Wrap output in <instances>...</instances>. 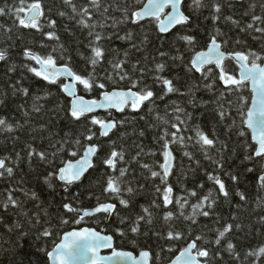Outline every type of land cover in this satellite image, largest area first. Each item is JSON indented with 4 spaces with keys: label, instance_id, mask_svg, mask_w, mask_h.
<instances>
[{
    "label": "trees",
    "instance_id": "1",
    "mask_svg": "<svg viewBox=\"0 0 264 264\" xmlns=\"http://www.w3.org/2000/svg\"><path fill=\"white\" fill-rule=\"evenodd\" d=\"M146 1L137 3L136 0H101L103 6L109 7V25L113 19L119 20L122 17V12L118 9L130 7L139 10ZM213 2L221 5L220 19L215 23L211 18ZM74 3L80 6L86 4L87 0H74ZM204 3L208 7L196 10L189 7L192 0H185L184 11L190 20L168 35L159 33L151 20L139 24L117 23L114 28L104 29L111 35L110 40L102 42L109 51L101 64L97 65L95 72L101 78L98 82L105 83L106 88H93L88 92L78 85L80 95L88 99H99L102 91L127 89L130 86L127 80L103 79L106 74L112 73L110 62L117 58L127 60L124 69L134 79L140 77L139 70L143 69V83L149 85L157 97L163 89L154 80V75L173 80L175 87L184 95L174 93L163 100L156 99L153 113H149L150 105L145 103L138 112L126 109L120 114L113 111L89 114L101 119H115L118 123L110 136L104 139L98 136V126H92L97 136L91 142L83 141L80 135L85 130L88 117L74 121L68 114L71 98L60 88L65 79H60L57 84H48L24 67L25 64L37 68L39 66L23 56L26 48L43 56L52 54L57 65L69 64L74 71L87 76L93 71L85 59L90 55L87 29H82L76 19L71 18V9L63 0H41L44 10V27L41 32L16 28L13 26L14 16H0V49L8 51V59L0 61V118H5L14 125H21L12 133L0 132V159H5L6 166L13 168L11 177L6 173L0 177V264H49L48 253L58 244L63 234L83 226L98 230L105 228L106 233L115 238L118 249L135 253L151 251L153 264H169L198 235L203 237L197 241L198 247L206 248L210 253L209 264H264V257L244 259L248 251L264 246V206H257L258 199L264 197V189L258 184V176L264 169V157L253 156L256 145L238 113V109L246 113L251 105L252 92L249 83L246 82V86L240 91H226L221 99L220 89L223 85L218 80L219 70L215 65L207 66L213 69V76L216 77L211 91L205 85L212 83V80H203L199 73L190 70L192 56L195 52L206 49L216 29L220 30L217 39L226 53L256 52L264 58V34L253 30L241 31V28H246L252 22L253 15L264 16V0H204ZM14 6H20V0H0V7H5L6 10ZM60 12L65 15L61 16ZM229 16L238 21L239 26L225 19ZM94 19H100L99 15H94ZM48 20L56 22L54 28L47 26ZM6 29L12 30L9 32ZM49 31H54L59 36V41L48 40L44 33ZM129 32L132 33V39L119 38ZM183 35L194 38L191 48L179 39ZM59 45L63 46L62 49ZM54 47L57 48L56 52H52ZM161 52L165 55L161 56ZM173 57L181 58L174 60ZM157 63L165 64L162 73H155ZM225 64L227 71L238 78L239 68L235 62L229 59ZM13 65L15 68L10 71ZM133 65L136 66L135 71ZM19 88H27L29 95L25 97L14 91ZM37 96L42 97L35 101L42 105L39 112L32 110L34 98ZM241 97L244 98L243 102ZM173 102L191 114L182 134L185 137H194V129L198 127L216 141L210 154L214 159L222 161V167H217L205 159L194 140L187 141V147L171 145L176 162L167 183L173 189V203L164 207L162 193L156 192L157 186L163 187L160 179L150 178V174L141 165L155 167L158 162H162L161 142L158 141L161 128L153 127L154 117L157 112L163 114L165 107L171 111ZM220 105L226 111L223 120L217 114ZM25 112L28 113L27 116ZM120 121L124 123L121 124ZM241 131L245 133L244 136L239 135ZM78 136L85 143L99 144L100 148L94 160L95 167L80 182L68 186L65 191L62 182L54 177L46 182V177L62 167V162L79 158L69 155L71 144L66 145L64 151H57L64 140H75ZM113 142L118 150L123 148L126 161L117 163L115 173L103 164V159L110 154ZM29 145L37 152H45L47 159L41 161L36 155L29 158ZM184 151L190 152L193 159L185 157ZM153 152L156 154L152 155ZM249 156L253 158L248 159ZM120 167L128 168L125 179L131 180L132 186L137 189L134 194L124 196L129 200L128 207L120 205L118 199L104 192L108 176L118 175ZM156 170L159 171L158 167ZM208 174L218 176L225 184L229 193L227 198L219 194L218 185L208 180ZM233 176L236 177L235 181ZM191 191H195L197 196L189 198V206L184 210L186 214L191 213L190 205L209 191L215 199L210 210L211 215L198 216L194 224L179 215V206L175 204L176 198L186 197ZM9 192L18 202V206L8 204L5 207ZM238 192L243 193L246 199L242 201L237 195ZM106 202L116 204L113 214L81 218L83 211ZM153 202L159 207H153ZM65 204L71 205L77 211H67ZM144 208L152 213L151 224L147 222L149 217L144 214ZM169 210L174 212V218L165 222L163 216ZM140 216H144V219L139 220ZM225 224H232V230L217 245L214 243L216 230H222ZM134 226L138 227L136 233L131 231ZM170 229L181 232L182 238L167 239ZM46 230L50 235H43ZM228 241L234 244L235 250L240 254L239 261L226 250Z\"/></svg>",
    "mask_w": 264,
    "mask_h": 264
},
{
    "label": "snow or ice",
    "instance_id": "2",
    "mask_svg": "<svg viewBox=\"0 0 264 264\" xmlns=\"http://www.w3.org/2000/svg\"><path fill=\"white\" fill-rule=\"evenodd\" d=\"M137 3H142V0H136ZM63 3L71 9L72 19H76L77 24L82 29H87V35L89 37L88 48L90 55L86 57V62L91 65L93 71L89 72L87 76L81 75L74 71L69 64L58 66L56 58L52 54L43 56L39 53L26 48L23 52V56L26 60L33 61L35 65L39 67L30 66L25 64L27 68L34 76L44 80L48 84H57L61 78L70 80V82L60 84L61 91L68 97H70V106L68 108V114L74 121H81L82 118L88 117L85 122V130L80 134L83 137V141L91 142L94 137L97 136V132L93 130L92 126H98V136L108 137L109 134L117 127V121L110 119H101L98 116L89 114L94 113L97 109H115L117 112H125L126 109H130L133 112H138L148 103L150 105L148 111L153 113L155 111L156 99L163 100L169 94L179 93L184 95L180 90L175 87L173 80L165 78L160 75H154V80L162 87L163 91L159 97L156 96L155 92L149 85L143 83L144 70L141 69L140 77L133 78L125 69L124 65L127 63L126 59H114L112 60L111 67L112 73L106 74L103 79L113 81L119 79L120 81H129V87L120 90L102 91L99 99H85L84 96L78 94V85L82 86L85 91L91 92L93 88H99L104 90L106 88L105 83L98 82L101 78L95 72L97 65L101 64L104 60L107 52L109 51L103 46L104 40H110L111 35L107 34L104 29L108 27H115L117 23H128L139 24L146 19H149L155 23V27L159 33L166 34L177 26L186 25L189 21V17L182 11L183 0H147V3L143 4V7L139 10L131 9L130 7H123L118 10L122 12V17L119 20L113 19L112 24L109 25L107 21L110 17L107 15L109 7L102 5L101 0H87L84 5L77 6L74 0H63ZM189 7H193L196 10L208 7L204 3V0H192V4ZM101 8L103 10L101 11ZM170 8L171 10L165 14V9ZM212 20L213 23L220 19L221 5L218 2H213L211 5ZM23 14V15H21ZM64 16V12L59 13ZM99 15L100 19H94V15ZM11 15L14 16L13 26L16 28L34 29L37 32H41L44 24L42 18L44 17V10L41 4V0H33V2H26V0H20V6L11 9L0 7V16ZM163 17V18H162ZM78 18V19H77ZM226 20L231 21L234 25L239 26V22L232 19V17H225ZM259 22V23H258ZM56 22L54 20H48L47 26L54 28ZM264 16L253 15L252 22L246 25V28H241V31L253 30L257 33L264 34ZM2 27V26H0ZM12 29H6L11 31ZM48 40L59 41V36L54 31L44 33ZM220 35V30L216 29L214 35L210 37L209 43L207 44L206 50L195 52L190 60V70H194L195 73H199L203 80H212V83H208L205 87L208 90H212L215 86L216 77L213 76V69L207 67L209 65H215V68L219 70L218 80L223 85L220 89V98L222 99L225 92L240 91L246 86V82L251 84L252 92V106L247 109L246 113L243 110L238 109V113L241 117V122L244 126L251 131V140L256 145L253 156L264 157V65L258 63L261 61V55L256 52L244 53L241 51L225 52L222 50V43L218 41L217 37ZM120 39H132V33L129 32ZM179 39L186 42L191 48L194 44V38L188 35L180 36ZM226 43V42H224ZM43 46V45H42ZM62 49V45L58 46ZM57 48L54 47L52 52H56ZM127 52L125 57H127ZM161 56L165 53L161 52ZM181 57H173V59H180ZM8 59L7 49H0V61H6ZM233 60L239 68L238 78L237 76L227 71L226 60ZM15 65L12 66L11 70H14ZM165 69L164 63H157L155 66V73H162ZM133 70H136V66L133 65ZM15 92L21 93L27 97L29 90L27 88L15 89ZM42 97L37 96L34 98L32 110L39 112L42 105H38L35 101H39ZM244 101V98H240ZM191 102V101H190ZM158 107V106H157ZM26 116L27 112L24 113ZM217 114L224 119L226 111L223 105H220L217 110ZM143 119V117H141ZM191 119V114L187 113L186 110L181 107L178 103L173 102L171 111L168 107H165L163 114L156 113L153 127L161 128V134L158 137L160 141V154L162 155V162L154 167L149 164H142L141 167L146 169L150 174V178H159L163 187L157 186L156 192L162 193L163 206L167 207L173 203L172 192L173 189L167 183V178L171 174L173 168L174 156L171 150V145L179 144L181 147H187V141L194 140L195 145L199 146V150L203 153L204 158L209 160L212 164L217 167H222V161L214 159L210 154L211 149L215 147L216 141L209 138L203 131L198 127L194 129V137H185L182 132L186 130L188 120ZM119 123L123 124V121ZM19 123L12 124L5 118H0V132L12 133L20 128ZM143 135V133H140ZM240 136H244L243 131L239 132ZM78 136L75 140H64L58 152L65 150V146L71 144L69 149V155L72 157L79 156L75 162L68 161L62 162L63 166L59 167L55 172H50L46 177V182L51 178H55L61 181L65 185V191L68 186L78 183L82 180L85 174L92 168L95 167L94 158L97 157L100 145L94 143H85ZM82 153V154H81ZM155 155L156 153H151ZM184 156L188 159H193L190 152L184 151ZM33 155L39 157L41 161L47 159L45 152H37L36 149L28 146V156L31 158ZM56 155V153H53ZM139 155V153H138ZM253 156L247 157L252 159ZM135 159V158H133ZM125 163V152L121 147L119 150L113 145L111 146L110 154L103 159V164L106 168L111 169L113 173L117 171V163ZM198 163V162H197ZM158 167L159 171L156 170ZM252 171V169H248ZM128 168L120 167L118 175H109L104 188L105 193L111 194L119 200V204L128 207L129 200L125 199V195L134 194L137 189L132 186L131 180H126V174ZM7 174L8 177L13 175V168L6 166L5 159H0V177ZM232 179L235 181L236 177ZM208 180L212 181L215 185H218L219 194L225 198L229 196L228 191L225 188V184L221 181L218 176L208 174ZM258 184L261 189H264V169L258 176ZM202 187V185H201ZM34 195V194H33ZM240 199L243 201L246 199L243 193H237ZM197 193L191 191L188 196L180 197L175 199V204L179 206V215L185 220L191 221L193 224L197 222L198 216L209 217L211 215L212 206L215 204L213 193L209 191L206 195L200 197L196 203L190 205L191 213H185V207L189 206V198L196 197ZM99 199V198H97ZM11 204L13 207L18 206V202L13 198L11 192L7 195V203L5 207ZM257 206H264V197L259 198ZM67 211H77L69 204L64 205ZM153 207H159L153 202ZM116 209L114 203H98L91 211L85 210L84 216L95 215L96 213H106L111 215ZM143 212L149 217L148 223L151 224L152 213L148 208H144ZM174 218V212L169 210L165 212L163 219L165 222H169ZM139 220H143L144 216L138 217ZM66 222V221H65ZM232 224H225L221 229H217V236L214 241L215 244L220 245L221 241L226 235L232 230ZM239 227V225H237ZM133 233L138 232V227H132ZM44 236L50 235L46 230L43 233ZM123 235V233H121ZM183 234L178 231L169 230L167 232V239L179 240ZM203 239L202 236H197L195 240H192L184 247L179 255L171 261V264H209L210 253L206 248H199L197 241ZM112 247V237L106 235H100L98 232L84 228L81 232H70L64 236L63 242L56 245L53 252L48 253L49 258L52 260V264H73L75 259L89 260V253L92 254V264H104L105 260L117 261V264H149L150 252L141 251L137 258L131 252H117L113 250L112 256L103 257L98 255V249ZM226 250L236 260H240V254L235 250V246L231 241L227 242ZM248 257H255L259 259L264 257V246H260L258 249L248 251L245 254L244 259ZM243 264V262H241Z\"/></svg>",
    "mask_w": 264,
    "mask_h": 264
},
{
    "label": "water",
    "instance_id": "3",
    "mask_svg": "<svg viewBox=\"0 0 264 264\" xmlns=\"http://www.w3.org/2000/svg\"><path fill=\"white\" fill-rule=\"evenodd\" d=\"M145 3H147V1L145 2ZM184 3H185V0H183V3H182V11H184ZM171 9L170 8H166L165 9V14H167L169 11H170ZM184 13H185V11H184ZM186 14V13H185ZM163 18V17H162ZM146 20H149V19H146ZM190 20V19H189ZM189 22V21H188ZM179 26H177L176 28H174V29H172L170 32H168V33H166L165 35H168V34H170L171 32H173L175 29H177ZM206 50V49H205ZM222 50H223V46H222ZM224 51V50H223ZM262 65H264V60H263V62L261 63ZM58 66H60V65H58ZM209 66H211V65H209ZM61 79H65V78H61ZM67 82H70V80H67V79H65V83H67ZM249 83V87H250V90H251V84H250V82H248ZM114 90H120V89H114ZM126 90V89H125ZM78 94H79V91H78ZM80 95V94H79ZM253 95V94H252ZM82 96V95H81ZM70 98V97H69ZM85 99H88V98H86V97H84ZM252 106V101H251V105H250V107ZM249 107V108H250ZM107 111H113V112H115V113H118V114H120L121 112H117V111H115V109H110V110H105V109H97L94 113H91V114H95V113H100V112H107ZM113 120H115V119H113ZM116 121V120H115ZM118 124V123H117ZM116 129V128H115ZM115 129H113V131L115 130ZM112 131V132H113ZM111 132V133H112ZM251 132V131H250ZM110 133V134H111ZM110 134H109V136H110ZM108 136V137H109ZM101 138H107V137H101ZM173 152V151H172ZM173 156H174V161H173V168H172V170H171V174L169 175V177L172 175V172H173V169H174V167H175V162H176V159H175V154H174V152H173ZM94 160H95V158H94ZM72 162H75V160L74 161H72ZM92 169H90L86 174H85V176L91 171ZM84 176V177H85ZM83 177V178H84ZM168 177V178H169ZM82 178V179H83ZM61 182V181H60ZM95 208V207H94ZM94 208H90V209H87L88 211H91L92 209H94ZM116 210V209H115ZM115 212V211H114ZM113 212V213H114ZM112 213V214H113ZM101 214H106V213H96L95 215H91V216H84V211L80 214V216H81V218H83V219H87V218H91V217H96V216H99V215H101ZM84 228H88V229H91V230H94V231H96V232H98L100 235H106V236H111L112 237V247L111 248H108V247H104V248H100V249H98V255L99 256H103V257H110V256H112V252H113V250H115V251H117V252H131L134 256H136L137 258L139 257V253H135V252H132V251H128V250H123V249H118L117 247H116V242H115V238L113 237V235H111V234H107L106 233V231H105V228H103V229H101V230H98V229H96V228H93V227H89V226H83V227H80V228H75V229H73V230H70V231H68V232H66V233H64L63 234V236H62V238H61V240L58 242V244H60V243H62L63 242V239H64V236L65 235H67L68 233H70V232H81V231H83V229ZM57 244V245H58ZM56 247V246H55ZM55 247L49 252V253H51V252H53V250L55 249ZM143 251H148V252H150V254H151V256H150V261H149V264H153V261H152V253H151V251H149V250H143ZM89 255V260H81V259H75L74 261H73V264H92V262H91V256H92V254L91 253H89L88 254ZM48 259H49V264H52V260L49 258V256H48ZM175 259V258H174ZM104 264H117V261L115 260V259H113V260H105L104 261ZM169 264H171V262L169 263Z\"/></svg>",
    "mask_w": 264,
    "mask_h": 264
},
{
    "label": "rangeland",
    "instance_id": "4",
    "mask_svg": "<svg viewBox=\"0 0 264 264\" xmlns=\"http://www.w3.org/2000/svg\"><path fill=\"white\" fill-rule=\"evenodd\" d=\"M45 250H46V248H45Z\"/></svg>",
    "mask_w": 264,
    "mask_h": 264
}]
</instances>
